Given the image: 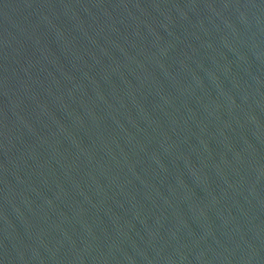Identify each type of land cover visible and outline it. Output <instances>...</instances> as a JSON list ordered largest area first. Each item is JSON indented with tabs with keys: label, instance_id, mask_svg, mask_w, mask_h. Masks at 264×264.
Listing matches in <instances>:
<instances>
[{
	"label": "water",
	"instance_id": "1",
	"mask_svg": "<svg viewBox=\"0 0 264 264\" xmlns=\"http://www.w3.org/2000/svg\"><path fill=\"white\" fill-rule=\"evenodd\" d=\"M0 264H264V0H0Z\"/></svg>",
	"mask_w": 264,
	"mask_h": 264
}]
</instances>
